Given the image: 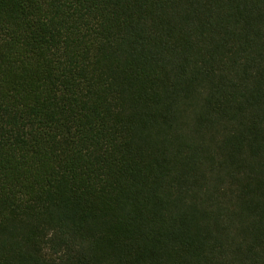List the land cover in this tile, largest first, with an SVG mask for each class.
<instances>
[{
    "label": "trees",
    "instance_id": "trees-1",
    "mask_svg": "<svg viewBox=\"0 0 264 264\" xmlns=\"http://www.w3.org/2000/svg\"><path fill=\"white\" fill-rule=\"evenodd\" d=\"M0 264H264V0H0Z\"/></svg>",
    "mask_w": 264,
    "mask_h": 264
}]
</instances>
